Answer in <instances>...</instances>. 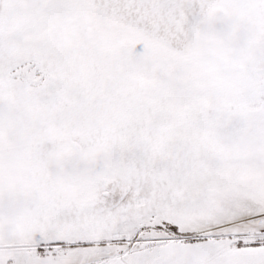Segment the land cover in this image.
Returning a JSON list of instances; mask_svg holds the SVG:
<instances>
[{
	"label": "snow or ice",
	"instance_id": "snow-or-ice-1",
	"mask_svg": "<svg viewBox=\"0 0 264 264\" xmlns=\"http://www.w3.org/2000/svg\"><path fill=\"white\" fill-rule=\"evenodd\" d=\"M0 264H264V0H0Z\"/></svg>",
	"mask_w": 264,
	"mask_h": 264
}]
</instances>
